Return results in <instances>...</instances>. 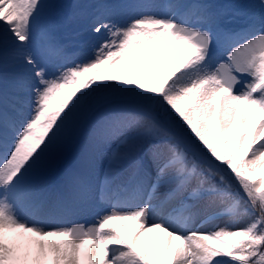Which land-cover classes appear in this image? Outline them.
<instances>
[{
	"label": "snow or ice",
	"instance_id": "snow-or-ice-1",
	"mask_svg": "<svg viewBox=\"0 0 264 264\" xmlns=\"http://www.w3.org/2000/svg\"><path fill=\"white\" fill-rule=\"evenodd\" d=\"M55 7L0 0V264H264V24L241 38L222 27L228 9L202 0H168L159 14L128 0L104 7L136 14L94 19L106 38L76 59ZM221 38L234 46L213 68ZM177 58L169 75L155 71ZM81 136L79 167L53 198L45 174ZM96 193L112 205L97 224L46 226ZM213 210L230 221L190 227ZM126 219L139 224L131 237L112 223Z\"/></svg>",
	"mask_w": 264,
	"mask_h": 264
},
{
	"label": "rangeland",
	"instance_id": "rangeland-1",
	"mask_svg": "<svg viewBox=\"0 0 264 264\" xmlns=\"http://www.w3.org/2000/svg\"><path fill=\"white\" fill-rule=\"evenodd\" d=\"M47 2L56 6L52 10L54 12L52 14V19L56 24L55 34L57 39L62 44L67 46V49L70 53L75 54L76 59L92 58L94 49L99 47L100 43L106 38V33H104L103 31L100 34H96L92 31L94 21L92 16H94L95 10H97L99 18L120 20L121 23H123L127 19L128 15L136 14L130 10L119 11L105 7L102 11L100 10V5L105 6L117 3H125L128 2V0H47ZM135 2L152 5V7L150 8L139 9L138 12L152 13V9H154L155 7L157 8L159 13H162L164 11L163 5L167 3L168 0H135ZM204 3L212 4L216 6V8L228 9V11L232 9H234L235 11H239L242 9V18H245L249 22H254V24L257 25L258 30L261 28L262 24H264V21H262L260 14V0H204ZM75 12L83 13L84 15L82 17H77V19L75 20L68 21L69 17L72 16V14ZM57 18L60 20H64V22L68 21L64 30H61L60 26L64 22L61 21L60 23H58L56 21ZM224 20L225 15L222 17V23ZM58 32L65 34L70 33L72 36L70 39H63L60 37V34ZM233 46L234 45L232 41L225 40L223 38H221L218 43H214L212 60L213 68L218 66L220 62H227L228 54L230 53ZM178 63L179 58L175 60L169 59L162 61L158 65H156L155 71L160 76L169 75L170 72L173 71L174 68L178 65ZM6 70H14L10 62L9 67ZM242 79L246 81L250 78L245 75L242 77ZM240 87H242V85L237 86L238 89ZM253 111L255 112L253 123H255L261 118V115L255 110ZM85 144V137H79L75 141L73 146L59 159L57 164L45 174L44 178L46 181V186L48 182L50 184L49 188L53 190V192H51L53 198H55L58 193L64 192L66 190L65 186L67 183L68 175L71 171L78 169V160L84 150ZM229 147H231V145ZM104 160L105 158L103 156L98 158L96 167L92 172L91 178L97 188L104 179ZM162 193L163 190H161V193H158V196L162 197ZM169 206L170 205H168L165 209H168ZM111 209L112 205L107 201H101L99 199L98 193H96L86 204L74 208L63 214L51 216L46 219L45 223L48 228L72 226L74 224H83L87 227L97 224L98 220L104 214L109 213ZM214 212L215 211L209 213V216H212L211 219H209L208 216L201 215L190 227L192 229H201L207 231L213 229L214 225L222 227L230 221V217L223 215L215 216L213 215ZM248 220L249 217H241L239 223L236 224L235 227H243V225L246 224ZM122 222L123 221L121 220L112 221V223L117 225L118 227ZM130 227L133 229H137L139 227V224L136 221L131 220ZM131 234L132 231L125 232V235L128 237H131ZM144 239L146 241L149 240L148 237H144ZM150 242L154 244L157 248V251H159L162 246V240L160 238H150ZM85 247H87V245H85ZM49 264H51V261H49Z\"/></svg>",
	"mask_w": 264,
	"mask_h": 264
},
{
	"label": "bare ground",
	"instance_id": "bare-ground-1",
	"mask_svg": "<svg viewBox=\"0 0 264 264\" xmlns=\"http://www.w3.org/2000/svg\"><path fill=\"white\" fill-rule=\"evenodd\" d=\"M184 2L188 3V2H192V0H184ZM204 2V1H202ZM59 13V12H58ZM152 13H157L159 14L157 8L154 7V9H152ZM243 12L242 11H234L233 9L230 10L229 12H227V14L225 15V20L222 23V27L231 30L233 32L242 34V37L247 35V31L250 30L249 26L251 25L255 30L258 31V27L256 24H254V22H249L247 21L245 18H242ZM98 18V16L96 17ZM95 18V19H96ZM58 20V18L56 19V21ZM9 71V70H8ZM11 72V71H9ZM49 185V186H48ZM50 184L47 182V188L49 190V192H53L52 189L49 188ZM134 203H139L140 201H133ZM154 203H156L157 201H153ZM172 207V205H170L168 207V209H164V211H162L160 213V215H167L168 210H170V208ZM216 211V210H213ZM125 226L126 227V231L125 228H121L122 232L125 234V232H131L133 228L130 227L131 225V220L130 219H126L123 220L122 223H120V226ZM149 238V237H148ZM151 238L153 239H158L160 238L159 236L153 235Z\"/></svg>",
	"mask_w": 264,
	"mask_h": 264
}]
</instances>
